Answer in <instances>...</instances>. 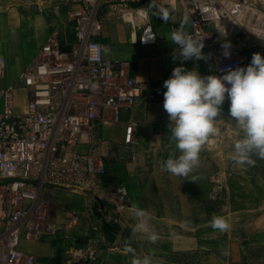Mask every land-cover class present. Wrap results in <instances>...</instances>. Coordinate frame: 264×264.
I'll return each mask as SVG.
<instances>
[{
  "label": "crops",
  "instance_id": "0c3cea01",
  "mask_svg": "<svg viewBox=\"0 0 264 264\" xmlns=\"http://www.w3.org/2000/svg\"><path fill=\"white\" fill-rule=\"evenodd\" d=\"M221 2L227 12L221 24L232 48L249 60L256 52L264 53V42L253 31L264 25L256 13L264 0ZM233 6H240L236 15ZM70 7L40 6L37 0H0V56L6 59L0 89L15 88L16 110L24 111L28 102L27 91L19 87L20 73L47 41L51 25L62 21L68 43L76 42L73 29L64 21ZM160 9L169 11L171 20L164 22L156 15ZM100 12L106 20L98 36L104 56L124 66L131 77L149 83L165 81L181 63L201 75H217L213 62L173 59L176 45L167 37L179 29L184 16L189 17L183 0H104ZM147 25L152 26L156 41L144 45L140 37ZM190 29L189 17L184 30ZM215 32L222 44L225 38ZM163 103L164 95L141 96L122 111L119 122L84 128L78 152L102 160L107 171L78 183L47 187L46 224L41 233L21 243L36 257V264H73L70 251L74 248L94 251L88 264H136L145 257L151 264H264V205L247 203L248 198L264 196V177L230 158L243 133L229 116V101L222 105L219 134L209 137L199 166L187 178L161 169L170 155L179 154L170 140ZM118 184L128 191L123 206L116 204ZM217 197H229L231 202L217 204ZM136 209L147 213L146 232L157 235L155 243L146 233H133L138 223ZM214 216L226 217L229 231L213 229ZM234 228L247 233L238 237Z\"/></svg>",
  "mask_w": 264,
  "mask_h": 264
},
{
  "label": "built area",
  "instance_id": "2783aa9c",
  "mask_svg": "<svg viewBox=\"0 0 264 264\" xmlns=\"http://www.w3.org/2000/svg\"><path fill=\"white\" fill-rule=\"evenodd\" d=\"M103 2L37 0L40 6H71L64 21L73 29L76 42L68 43L61 20L51 25L47 41L19 76V87L28 94L24 111L15 109L14 87L0 89V264H36V257L21 243L41 233L46 224L47 187L78 183L107 171L102 160L78 152L84 128L119 122L122 111L139 97L154 99L166 91L164 81L137 80L104 56L98 40L106 22L100 12ZM183 4L191 24L186 32L196 39L205 36L202 51L208 58L192 61L213 62L217 75L251 62L232 47L230 56L223 55L215 32L217 22L227 19L221 0H183ZM233 7L236 15L240 6ZM155 41L153 28L147 25L140 43ZM175 51L178 54V46ZM5 72L6 59L0 56V79ZM132 130V125L127 127L128 141ZM115 191L117 206L125 205L126 186L118 184ZM93 258L92 250L70 251L73 264H88Z\"/></svg>",
  "mask_w": 264,
  "mask_h": 264
},
{
  "label": "clouds",
  "instance_id": "9594fccd",
  "mask_svg": "<svg viewBox=\"0 0 264 264\" xmlns=\"http://www.w3.org/2000/svg\"><path fill=\"white\" fill-rule=\"evenodd\" d=\"M174 11V9H173ZM147 18V13H142ZM164 22L171 20L169 11L163 9L156 14ZM189 17L184 16L181 26L170 33L167 39L178 46L173 59L206 60L202 51L204 37L193 38L184 30ZM216 31L225 39L221 45L223 55H231V41L220 21ZM153 39L155 37H152ZM164 110L168 113L170 140L174 142L178 155H170L162 164V171L187 178L200 164V152L210 136L218 135V124L222 105L229 101L228 113L243 135L233 145L230 158L237 165L255 166L257 157L264 160V55L256 52L247 66L231 68L222 75H201L198 70H188L184 64L176 66L171 76L164 81ZM138 223L133 233H146L155 243L154 232L147 231L149 217L143 209H136ZM211 227L226 232L231 224L226 217L214 216ZM136 264H151L148 257Z\"/></svg>",
  "mask_w": 264,
  "mask_h": 264
},
{
  "label": "rangeland",
  "instance_id": "374dc122",
  "mask_svg": "<svg viewBox=\"0 0 264 264\" xmlns=\"http://www.w3.org/2000/svg\"><path fill=\"white\" fill-rule=\"evenodd\" d=\"M78 6H76L75 8H77ZM256 13H258V16L262 17V19L264 20V4L259 6V11H256ZM257 29L253 30L255 32L256 35V38L260 39V40H263L261 42H264V25L259 28V27H256ZM239 55H241V57L244 56V54H241L239 52ZM253 158H256L257 161H256V165L255 166H249V169L248 170L250 173L254 174V175H259V176H263L264 177V160H261L257 157H253ZM216 199V202L217 204H228L230 203V198L227 197H217L215 198ZM235 197L231 198L232 201H235ZM249 204H257V205H264V196L262 195H259L257 197H252V198H248V202ZM229 231V230H228ZM233 233H236L238 237H244L245 233H247L246 229H243V228H239V229H233L232 230ZM243 233V235H242Z\"/></svg>",
  "mask_w": 264,
  "mask_h": 264
},
{
  "label": "water",
  "instance_id": "95a60500",
  "mask_svg": "<svg viewBox=\"0 0 264 264\" xmlns=\"http://www.w3.org/2000/svg\"><path fill=\"white\" fill-rule=\"evenodd\" d=\"M243 36V34H239V37H242ZM261 54H262V52H261Z\"/></svg>",
  "mask_w": 264,
  "mask_h": 264
},
{
  "label": "bare ground",
  "instance_id": "6f19581e",
  "mask_svg": "<svg viewBox=\"0 0 264 264\" xmlns=\"http://www.w3.org/2000/svg\"><path fill=\"white\" fill-rule=\"evenodd\" d=\"M242 10V9H241Z\"/></svg>",
  "mask_w": 264,
  "mask_h": 264
}]
</instances>
